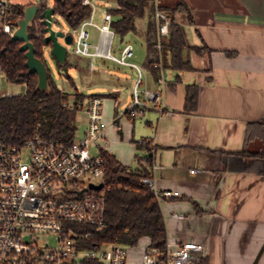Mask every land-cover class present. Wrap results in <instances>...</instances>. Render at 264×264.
Listing matches in <instances>:
<instances>
[{"label":"crops","instance_id":"crops-1","mask_svg":"<svg viewBox=\"0 0 264 264\" xmlns=\"http://www.w3.org/2000/svg\"><path fill=\"white\" fill-rule=\"evenodd\" d=\"M169 5L183 28L189 47L184 59L192 71L168 69L165 55L155 77L145 66L147 24L139 21L131 35L145 49L141 89L161 92L158 103L130 118L135 81L128 80V88L76 82L77 87L83 92L106 89L95 94L105 96L102 148L118 162L141 168L146 151L137 144L146 140L155 146L156 167L149 169L153 186L178 193L160 200L170 247L203 244L208 264H264V176L224 172L216 169L215 158L241 152L247 125L264 119V0H177ZM127 44L134 48L128 41L119 51ZM104 74L124 80L121 74ZM191 86L198 87L192 112L185 109ZM76 118L82 136L86 121L79 113ZM141 240L146 241L143 253L150 240ZM127 262L135 263L129 256Z\"/></svg>","mask_w":264,"mask_h":264},{"label":"built area","instance_id":"built-area-1","mask_svg":"<svg viewBox=\"0 0 264 264\" xmlns=\"http://www.w3.org/2000/svg\"><path fill=\"white\" fill-rule=\"evenodd\" d=\"M10 3V0H0V33L8 36L14 32L6 22ZM82 5L90 6L92 14L80 25L74 52L92 60L105 58L136 71L132 103L127 111L132 118L148 108L150 102L158 103L161 92L141 89L144 71L131 61L134 48L127 44L118 57L111 53L114 33L109 12L105 14L102 26L97 27L99 45L90 51L92 46L87 41L89 33L85 29L87 25H94V5L92 0H83ZM155 19L158 24L155 48L160 51L161 42L169 35L170 21L157 8ZM103 37L106 42L102 47ZM154 67L160 69L159 64ZM13 95L15 93L11 92L0 98ZM73 100L71 97L65 106L72 109ZM103 103L101 97L95 96L79 112L85 118V130L82 136L76 134L69 145L39 137L14 145L0 141V264H127V247L91 245L93 234L101 232L105 225L108 190L104 185L105 163L100 156L103 148L98 145L103 141L106 128L102 117ZM166 115L172 116V113L166 112ZM92 149L96 150L95 154ZM154 152L155 148L151 150ZM143 183L150 186L159 200L178 196L177 192L158 191L151 178L143 179ZM99 184H103L101 190L90 189L91 185ZM47 235L55 236L53 245L41 244ZM204 249L203 244L192 242L174 248L167 244L162 256L157 250H144L141 264H198Z\"/></svg>","mask_w":264,"mask_h":264},{"label":"trees","instance_id":"trees-1","mask_svg":"<svg viewBox=\"0 0 264 264\" xmlns=\"http://www.w3.org/2000/svg\"><path fill=\"white\" fill-rule=\"evenodd\" d=\"M109 1L115 4V8L109 10L110 26L114 37L119 36L122 40L125 36L136 33L138 31L136 22L138 21L147 24L146 70L155 77L158 76L159 69L154 65L158 64L161 59L163 60L165 55L170 57L168 69L177 72L193 70L189 62L184 59V51L189 50V47L183 28L175 22L174 16H168L165 13L166 7L162 4V0H158L157 5L155 0ZM82 2L83 0H55L56 14L63 17L73 31H78L80 25L92 14L91 7L83 6ZM31 3L38 4L40 10L48 7V0H28L25 4L10 3L6 12V22L13 30L16 29V21L24 15L23 9ZM156 8L163 11L170 21L169 35L161 42L160 51L155 48L158 43ZM186 15L189 19L190 14L186 13ZM28 28L30 42L36 50L35 57L45 62L43 53L45 34L41 21L33 22ZM22 45L23 43L18 41L10 42V36L0 33L1 73L5 75L9 84L23 89L21 94L0 98V141L14 145L32 137H39L69 145L77 134L76 116L89 105L91 98L98 95L81 91L80 87L76 86L75 79L70 75L67 76V81L73 91L68 92L57 88L50 80L48 66L50 90L48 92L38 91L35 88L37 75L28 74L25 68L24 53L20 51ZM66 57L64 67L69 74L72 70L78 73L81 87L88 83L90 85H102L103 83L119 85L120 83L125 88L129 87L128 79L120 81L104 76V72L115 77L119 74L123 75L120 69L127 67L117 65L107 59L103 62L97 61L96 58L92 60L90 57L77 55L74 51L67 53ZM56 64L62 70L57 62ZM127 69L133 72L132 69ZM197 93V86L188 87L185 106L187 111L196 110ZM71 97H74L71 103L72 109L65 106L70 103ZM246 128L242 151L214 155L218 160L216 169L224 172L253 173L264 176V119L248 124ZM137 146L145 148L146 155L143 157L145 165L136 170L125 167L113 155L101 150L100 156L105 163L104 185L105 189H108L105 195V225L101 232L93 234L91 245L93 243L117 244L130 248L136 247L141 239L148 238L150 243L145 251L157 250L162 256L166 253L168 237L160 200L150 186L143 183V179L151 178L149 169L154 157L151 150L155 146L147 144L146 140L138 143ZM198 264H208V259L202 257Z\"/></svg>","mask_w":264,"mask_h":264},{"label":"rangeland","instance_id":"rangeland-1","mask_svg":"<svg viewBox=\"0 0 264 264\" xmlns=\"http://www.w3.org/2000/svg\"><path fill=\"white\" fill-rule=\"evenodd\" d=\"M10 1L12 3H19V4H25L28 2V0H10ZM92 2L94 5V10H93L94 15L92 18V23L94 25L93 26L87 25V27L85 29L86 32L89 33V38L87 39V41L92 46V48L90 50L91 52L94 51V48L96 46H98L99 42H100L99 41L100 34H99V30L97 27L102 26L105 14L108 13L109 10L115 8L114 2L109 1V0H92ZM169 2H171V4H173V6H175L177 4V0H169ZM169 2H168V0H162V4L166 7L165 13L168 16H174L172 13L173 8L169 5ZM48 6L49 7H55V0H48ZM54 18L56 20V23L52 26L54 28V30L63 31L65 34H70L72 32V34H73V41L72 42L73 43L71 46L67 47L68 53H72L78 44V42H77L78 31H73L68 26V24L66 23V21L63 17L56 14L54 16ZM37 21H38V18L34 21V23H36ZM138 23H139V21L136 22V25H138ZM130 36L131 35H129V36L127 35L122 40L120 39L119 36L114 37L112 48H111V53L114 56L118 57V55L120 53L119 47L122 44H124L128 41L134 43V57L131 61L134 62L135 64H137L143 70L142 65H143V62L145 61V56H146L145 55V49H144V47L140 46V44H138V42L135 41V39H133L134 37L131 36L132 38L129 39ZM44 52H45L44 53L45 62H46L47 66L50 70V72H49L50 73V80L56 85L57 88H60L61 90H65L68 92H72L73 90H72V88H70V85L67 81V75L62 72V70L56 64L55 59L50 56V48L49 47L44 48ZM96 60L99 62L106 61L105 58H103V59L102 58H96ZM107 66H109V64H107ZM120 71L123 74L122 78H124V79H128L131 81H135L137 79V74H136L135 70H133V72H131V71H129V69L126 68V69H120ZM143 71L145 72V70H143ZM69 72H70L69 75L75 79V83L76 82L79 83V79H77V78H79L78 73L75 72L74 70L69 71ZM76 86H78V84H76ZM11 92H14L15 94H21L22 89L20 87H15L14 85L9 84L6 81L5 75L0 73V97L6 96L8 93H11ZM84 92L86 94H104V92H106V89L105 88L88 87L87 89H84ZM140 98L143 101L142 95H140ZM149 104L152 105L154 103L150 102ZM79 115H81V113H79ZM78 133H79V131H78ZM78 133H77V135H78ZM103 141L98 144L100 148H102ZM92 151L94 154L96 153V150L92 149ZM212 159H214V157ZM41 241H42L41 244L44 246H46L47 244L53 245L56 242L55 236H52V235L45 236ZM144 245H146V241L141 240V241H139V244L136 247L128 248L127 254H128L129 258H133V260L135 261L134 264H141V261H142L141 258L143 255L142 249L144 248ZM127 261H128V258H127ZM127 264H128V262H127Z\"/></svg>","mask_w":264,"mask_h":264},{"label":"water","instance_id":"water-1","mask_svg":"<svg viewBox=\"0 0 264 264\" xmlns=\"http://www.w3.org/2000/svg\"><path fill=\"white\" fill-rule=\"evenodd\" d=\"M23 17L16 21L15 30L10 36L11 41H18L23 43L20 51L24 53L25 68L28 70V74L37 75L36 89L41 92H48L50 90L48 78V68L44 61L35 57V47L33 43L30 42V34L28 32V27L38 18L43 26V32L45 37L43 43L44 48H50V56L56 60V62L62 67V72L67 76L69 75L67 69L64 67L67 60V47L72 45L73 35L65 34L63 31L54 30L52 27L56 20L54 16L56 12L54 7H47L40 10V7L36 3H31L26 5L23 9ZM43 53H45L43 51ZM95 189L97 191L103 188V184L97 186L91 185L90 189Z\"/></svg>","mask_w":264,"mask_h":264},{"label":"bare ground","instance_id":"bare-ground-1","mask_svg":"<svg viewBox=\"0 0 264 264\" xmlns=\"http://www.w3.org/2000/svg\"><path fill=\"white\" fill-rule=\"evenodd\" d=\"M102 41H103V42H102V47H103V46L105 45V42H106V41H105V37L102 38Z\"/></svg>","mask_w":264,"mask_h":264}]
</instances>
